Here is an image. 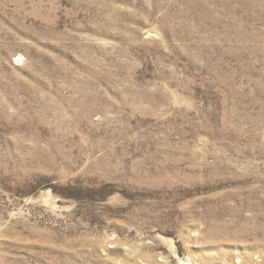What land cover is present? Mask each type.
I'll return each mask as SVG.
<instances>
[{"label": "rangeland", "instance_id": "rangeland-1", "mask_svg": "<svg viewBox=\"0 0 264 264\" xmlns=\"http://www.w3.org/2000/svg\"><path fill=\"white\" fill-rule=\"evenodd\" d=\"M0 264H264V0H0Z\"/></svg>", "mask_w": 264, "mask_h": 264}]
</instances>
